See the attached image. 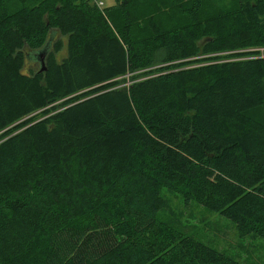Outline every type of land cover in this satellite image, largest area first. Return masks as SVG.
Returning <instances> with one entry per match:
<instances>
[{
  "label": "trees",
  "instance_id": "1",
  "mask_svg": "<svg viewBox=\"0 0 264 264\" xmlns=\"http://www.w3.org/2000/svg\"><path fill=\"white\" fill-rule=\"evenodd\" d=\"M100 2L0 0V264H242L161 193L264 241V0Z\"/></svg>",
  "mask_w": 264,
  "mask_h": 264
},
{
  "label": "rangeland",
  "instance_id": "2",
  "mask_svg": "<svg viewBox=\"0 0 264 264\" xmlns=\"http://www.w3.org/2000/svg\"><path fill=\"white\" fill-rule=\"evenodd\" d=\"M99 1H102L104 7H112L116 3L114 0ZM161 194L165 200L160 216L176 226L183 234L196 237L200 242L208 244L213 249L217 248L242 264H264L262 239L249 236L238 239L230 221L194 204L185 206L176 195L172 196L167 192Z\"/></svg>",
  "mask_w": 264,
  "mask_h": 264
},
{
  "label": "built area",
  "instance_id": "3",
  "mask_svg": "<svg viewBox=\"0 0 264 264\" xmlns=\"http://www.w3.org/2000/svg\"><path fill=\"white\" fill-rule=\"evenodd\" d=\"M103 3L102 2H100V3H98L96 6H97V8H101V7H103V5H102Z\"/></svg>",
  "mask_w": 264,
  "mask_h": 264
},
{
  "label": "water",
  "instance_id": "4",
  "mask_svg": "<svg viewBox=\"0 0 264 264\" xmlns=\"http://www.w3.org/2000/svg\"><path fill=\"white\" fill-rule=\"evenodd\" d=\"M39 56L42 58L41 54H40ZM41 60H42V59H39V62H40V63H41ZM41 71H43V69H42V68H41Z\"/></svg>",
  "mask_w": 264,
  "mask_h": 264
}]
</instances>
